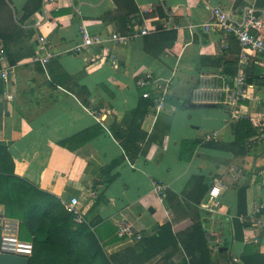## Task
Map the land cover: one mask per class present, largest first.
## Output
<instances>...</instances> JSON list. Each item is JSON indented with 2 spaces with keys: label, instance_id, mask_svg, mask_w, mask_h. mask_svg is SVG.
<instances>
[{
  "label": "crops",
  "instance_id": "1",
  "mask_svg": "<svg viewBox=\"0 0 264 264\" xmlns=\"http://www.w3.org/2000/svg\"><path fill=\"white\" fill-rule=\"evenodd\" d=\"M29 1H0V68L8 72V79L0 81V148L12 156L15 175L64 206L77 199L92 235L107 254L122 261L143 237L158 234L167 222L177 246L144 264H201L192 236L197 225L205 238L211 232L222 237L217 250L208 245L212 264H240L248 247L264 254V227L255 225L253 215L254 204L264 199V136L252 121L264 127V58L252 51L243 55L237 39L220 28H203L216 6L238 15L256 5L264 18L262 2L133 0L138 12L126 17L128 12L114 0L47 5L34 0L27 13L35 5L41 9L25 18ZM82 25L106 39L113 33L132 38L76 52ZM144 25L147 35L140 33ZM159 29H176L178 37L156 57L147 39ZM50 51L49 62L33 61ZM239 69L254 83H247L238 113L190 102L202 75L234 76ZM147 74L150 85L139 87ZM157 85L164 90L159 92ZM146 92L153 98L163 95L167 106L162 110L150 103L141 119ZM241 120L249 121L254 132L242 147H234ZM218 180L228 186L220 197L222 207L205 210L202 204ZM157 185L178 199L169 203ZM204 186L208 192L201 199ZM242 187H247L244 215L238 212ZM125 223L141 239L119 236Z\"/></svg>",
  "mask_w": 264,
  "mask_h": 264
},
{
  "label": "trees",
  "instance_id": "2",
  "mask_svg": "<svg viewBox=\"0 0 264 264\" xmlns=\"http://www.w3.org/2000/svg\"><path fill=\"white\" fill-rule=\"evenodd\" d=\"M33 1L30 0L25 7V18L41 9V4L35 5L27 13L28 6ZM114 2L118 9L128 12L126 17L130 13L138 12L133 0H114ZM261 2L260 5L264 7V0H260ZM157 11L160 17H165L161 6H157ZM136 21L138 24L142 23L138 17ZM177 37L176 29H159L147 41L153 46L154 55L158 57L175 44ZM246 82L253 84L254 80L246 78ZM143 100L145 106L140 113L141 119L146 115L150 103L154 104L152 99L143 97ZM253 132L250 122L241 120L236 127L233 146L242 147ZM189 144L194 147L197 145L196 142H184V146ZM201 190L202 199L208 192V186H204ZM246 193L247 187L238 190V212L243 215L247 210ZM163 198L169 203L171 199H178L177 196L169 194L167 189ZM0 204L4 205L7 218L20 221V239L33 243L34 252L30 257V264H144L178 244L172 223L167 222L160 227L158 234L143 237L132 253H125L124 261L107 254L101 243L92 235L90 227L85 223L76 224L73 215L54 195L36 188L27 180L15 175L13 158L4 147L0 148ZM204 234L199 225L195 226V233L192 236L196 237L199 246L198 261L201 264H212ZM252 250L253 247L246 248L240 264H264V254Z\"/></svg>",
  "mask_w": 264,
  "mask_h": 264
},
{
  "label": "built area",
  "instance_id": "3",
  "mask_svg": "<svg viewBox=\"0 0 264 264\" xmlns=\"http://www.w3.org/2000/svg\"><path fill=\"white\" fill-rule=\"evenodd\" d=\"M55 1L56 0H43V4H52ZM211 12L212 20L211 22L203 24L204 30L209 31L212 28H220L225 34L231 35L237 39L242 48L243 55L244 52L252 51L264 58V18L259 15L256 5L248 6L243 12L239 11L238 15L220 6L213 7ZM149 32V28L144 25L140 33L142 35H147ZM80 35L81 42L74 48L76 52H83L95 45H101L105 41H115L123 44L132 38L113 33L106 39L101 35H92L86 25L80 27ZM39 43L42 44V48L47 47V42L42 38L39 39ZM0 49H2V46H0ZM0 55L2 56V50L0 51ZM53 55L54 54L50 51L47 52L44 57H34L33 61H43L47 63ZM7 79L8 72L0 68V81H6ZM151 80V75L147 74L138 81V86L141 88L147 87L150 85ZM156 89L162 92L164 87L162 85H157ZM246 89L247 82L242 69H239L234 76L204 74L200 77L198 84L192 89L190 102L195 105L223 106L236 114L242 102L247 97ZM162 96L153 98L149 92L143 94L144 98L152 99L155 105L164 110L167 103ZM262 102L264 104V97ZM252 121L254 127L258 129L260 137L263 138V125L254 119ZM262 174H264V171ZM227 188L228 186L225 182L220 180L216 181L209 191V201L202 204V207L205 210L213 212L220 210L222 207L220 197ZM156 191L162 196H165L166 188L162 185H157ZM77 205L78 200L73 199L70 203L65 204V207L68 212L73 215V221L76 224H84L86 222L84 215L79 212ZM263 211L264 199L256 202L253 208V215L256 217L255 225L258 227H264V217H262ZM0 225L2 228L0 254H12L28 258L32 257L34 252L33 243L20 239L19 222L7 218L4 215L0 220ZM118 235L137 236L138 239H141V236L138 235L132 225L128 223L120 225ZM206 240L213 251L217 250L223 242L222 237L215 232L209 233Z\"/></svg>",
  "mask_w": 264,
  "mask_h": 264
},
{
  "label": "water",
  "instance_id": "4",
  "mask_svg": "<svg viewBox=\"0 0 264 264\" xmlns=\"http://www.w3.org/2000/svg\"><path fill=\"white\" fill-rule=\"evenodd\" d=\"M202 106L213 107V105H202ZM209 199H210V194L208 193L206 195L204 202L207 203ZM3 217L4 215L0 216V220ZM1 233H2V228L0 225V242H1ZM0 264H30V258L12 255V254H0Z\"/></svg>",
  "mask_w": 264,
  "mask_h": 264
}]
</instances>
